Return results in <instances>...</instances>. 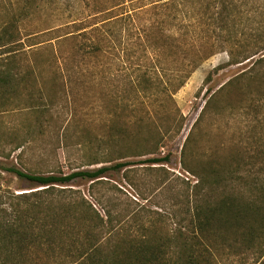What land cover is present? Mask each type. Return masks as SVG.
<instances>
[{
	"label": "trees",
	"instance_id": "1",
	"mask_svg": "<svg viewBox=\"0 0 264 264\" xmlns=\"http://www.w3.org/2000/svg\"><path fill=\"white\" fill-rule=\"evenodd\" d=\"M44 1L57 10L58 0ZM253 1L118 0L110 8L107 22L87 24V17L79 19L73 22L74 29L64 34V41L74 39L83 55H95L102 51L101 44L108 38L132 36L140 51L154 53L156 87H162L161 93L168 88L175 93L201 62L223 52L225 63L207 73L205 84L219 71L236 65L244 67L209 95L196 123L206 116L221 115L222 110H229L231 115L240 111L248 129L251 118L255 120L264 109V33L253 38L252 12L258 10ZM61 4L63 11L74 14L72 0H62ZM259 7L262 16L264 6ZM37 9V0H25L18 20L30 18ZM204 33L214 36L212 46L204 41ZM16 34V24L2 26L0 50L16 45L19 41ZM167 46L177 66L169 75L163 58ZM4 65L0 67L3 93L15 88L14 79L18 78L10 63ZM168 77L170 83H165L163 79ZM23 79L18 78V82ZM142 81L143 91H148L150 78L143 76ZM220 99L227 101L228 106L216 112ZM159 129L155 127L157 137L144 153L131 145L129 139L133 136L125 128L110 123L107 140L96 141L111 148L107 154L110 156L101 153L92 156L87 165H101L92 170L67 175H29L16 168L7 169L17 178L43 189L16 195L0 192V264H215L224 248L239 264L250 259H261L260 264H264V154H258L259 166L251 162L239 166L231 158L225 165L208 162L187 168L195 183L186 198L183 217L173 213L170 218L167 212H154L157 220L149 218L146 222L145 216H141L145 208L139 205L124 214L103 208L101 215L84 198L76 202L73 196L63 194L62 189L54 192L55 185L62 186L78 178L101 183L105 173L126 165L106 164L154 154L164 132ZM191 140L190 134L181 153L183 157ZM99 155L104 158H95ZM145 161L158 164L164 159ZM169 221L175 226L173 229L168 228ZM163 223L166 228L161 226Z\"/></svg>",
	"mask_w": 264,
	"mask_h": 264
},
{
	"label": "rangeland",
	"instance_id": "2",
	"mask_svg": "<svg viewBox=\"0 0 264 264\" xmlns=\"http://www.w3.org/2000/svg\"><path fill=\"white\" fill-rule=\"evenodd\" d=\"M116 1L72 0L75 11L70 14L69 10L63 11L62 0L56 1L57 10L44 0H37L39 9L30 18L18 20L25 0H0V29L16 24L19 40L0 50V67L8 62L13 73L24 78L22 82L15 78V88L0 92V192L16 195L43 189L7 172L9 168L29 175H67L100 167L87 164L97 154L108 156L111 148L97 143L107 140L112 122L125 128L133 136L129 139L131 145L144 153L157 137L155 127L159 126L164 132L154 154L106 164L126 163L119 170L105 173L101 183L78 178L55 185L54 192L62 189L76 202L84 198L101 215L103 208L124 214L139 205L147 212L141 214L146 222L149 218L157 220L154 212H167L170 218L173 213L183 217L186 198L195 183L187 168L208 162L225 165L231 158L239 166L248 162L260 165L258 154H264V122L260 123L264 109L255 120L251 118L248 129L240 111L231 115L229 110H222L223 115L206 116L196 123L209 95L244 67L236 65L219 71L205 84L207 73L225 63L223 52L201 62L175 93L169 88L161 93L162 87H156L154 53L140 51L132 36L108 38L101 44L102 51L95 55H83L74 39L64 41V34L71 32L73 22L79 19L87 17V24L109 19ZM254 4L258 10L252 12L251 27L253 38H257L264 33V12L261 16L259 7L264 6V0H254ZM203 39L210 46L215 43L211 33H204ZM168 50L167 46L163 53L170 71L167 75L177 67ZM143 76L151 80L148 91H143ZM163 80L170 83V77ZM235 105L236 102L233 110ZM226 106L227 101L220 99L216 112ZM190 134L192 142L183 157ZM153 158L164 161H145ZM161 226L166 228L165 223ZM174 227L169 221L168 228ZM220 254L215 264H239L227 249ZM260 262L261 259H250L246 264Z\"/></svg>",
	"mask_w": 264,
	"mask_h": 264
}]
</instances>
